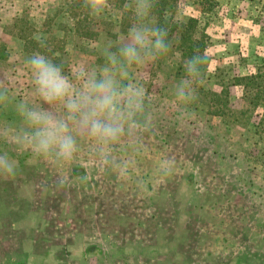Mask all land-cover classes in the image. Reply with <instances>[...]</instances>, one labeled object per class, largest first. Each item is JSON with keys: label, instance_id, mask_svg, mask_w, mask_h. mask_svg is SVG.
I'll return each instance as SVG.
<instances>
[{"label": "rangeland", "instance_id": "374dc122", "mask_svg": "<svg viewBox=\"0 0 264 264\" xmlns=\"http://www.w3.org/2000/svg\"><path fill=\"white\" fill-rule=\"evenodd\" d=\"M73 1L0 0V58L9 55L0 60V91L11 93L0 105V151L19 166L14 179L0 178V264H264V133H256L258 113L247 112L242 89L231 87L264 68V0H216L206 16L181 3L175 20L200 19L209 36V71L195 85V103L184 106L171 95L184 77L177 49L132 69L155 119L138 144L116 147L130 163L125 175L101 163L86 136L66 162L3 140L18 123L15 101L37 102L26 56L44 50L71 77L102 63L98 49L124 33L120 12L91 19L97 38H82ZM38 35L43 48L33 45ZM228 88L219 105L211 92ZM163 161L172 165L167 174L158 171Z\"/></svg>", "mask_w": 264, "mask_h": 264}, {"label": "clouds", "instance_id": "9594fccd", "mask_svg": "<svg viewBox=\"0 0 264 264\" xmlns=\"http://www.w3.org/2000/svg\"><path fill=\"white\" fill-rule=\"evenodd\" d=\"M153 6L154 0H129L116 7L112 0H82L93 21L123 11L130 18L126 30L115 45L98 49L102 63L78 67L71 77L61 64L40 51L26 56L24 65L37 102L15 101L13 111L18 123L3 130L4 142L33 158L66 162L79 151L80 140L86 136L93 141L97 159L125 175L130 163L116 155V147L123 141L138 144L155 119L154 102L132 69L159 62L172 47L167 31L153 19ZM36 39L41 48L45 47L42 36ZM202 64L199 55L184 62V77L171 89L180 105L195 103ZM10 96L8 90L0 91V105L8 104ZM171 167L170 161H163L158 171L167 174ZM18 171L12 152L0 151V178L14 179Z\"/></svg>", "mask_w": 264, "mask_h": 264}, {"label": "trees", "instance_id": "16d2710c", "mask_svg": "<svg viewBox=\"0 0 264 264\" xmlns=\"http://www.w3.org/2000/svg\"><path fill=\"white\" fill-rule=\"evenodd\" d=\"M186 1H189L192 3V5H195L198 8V11H200V13L205 16L212 14L218 7V2L216 0H154L153 19L159 25V27L167 31L172 47L181 53L182 59L186 61L197 55L202 58L203 64L201 79L206 80L210 65V59L207 56L209 36L207 35L206 29L202 26L200 19L197 18H190L186 21L175 20V16L180 8L181 3ZM128 2L129 0H112L114 7L122 6ZM71 9L73 10L74 17L78 19V30L85 31L82 32L81 37L89 41H95V38H97V33L91 30L90 26L99 25L93 24L94 22L89 17L86 18L85 14H78L80 10H83V13L85 11L82 7V0H74L72 2ZM121 13L122 28L123 30H126L127 25L130 22V18L126 17L123 11H121ZM84 16L85 19H83ZM84 22L85 26L82 28V24ZM34 44L40 45L39 43L36 44V42H33V45ZM29 45H32V43ZM39 51L43 54L49 55L44 52V50ZM1 52L2 50H0V53ZM51 54H53V52ZM8 59L9 55L0 58V60ZM231 87L242 89L244 100L247 102V112L251 114L258 113L257 116L259 117V122H257L255 126L256 133H264V68H258L256 73L251 74L248 77L234 78ZM206 91L207 90H205V88L201 89V92ZM211 95L219 105H222L224 103L223 98H229V88L223 89L219 94L211 92Z\"/></svg>", "mask_w": 264, "mask_h": 264}]
</instances>
